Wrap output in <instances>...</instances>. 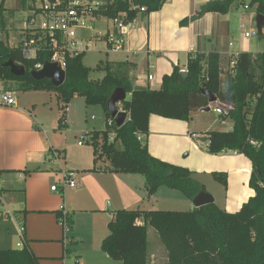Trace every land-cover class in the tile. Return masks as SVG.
Instances as JSON below:
<instances>
[{"label": "trees", "instance_id": "obj_1", "mask_svg": "<svg viewBox=\"0 0 264 264\" xmlns=\"http://www.w3.org/2000/svg\"><path fill=\"white\" fill-rule=\"evenodd\" d=\"M6 1L0 0V30L5 35ZM238 1H211L182 24L208 13L227 14ZM166 2L115 0L98 11L97 16L112 20L125 13V22H134L140 8L151 14L161 10ZM249 6L255 8L257 15L264 16V0H249ZM30 32L24 33L22 38H32ZM34 38L39 43L49 44L47 36L37 34ZM51 55L46 46L36 59L28 60L20 48L9 47L0 39V81L18 83L25 92L54 93L62 109L69 106L75 96H81L87 106L102 107L107 119L110 118L107 104L112 94L117 89L131 94L130 100L122 103V109L130 113V121L121 128L114 126L103 132H90L89 143L94 150L95 164L106 160L113 173L142 175L149 196L161 187L178 191L190 200L205 191L188 169L153 157L144 140L149 134L152 115L188 121L193 113L207 109L210 103L205 91L215 95L223 108L232 107L228 114L220 117L233 122L230 132L207 133L208 153L236 152L252 164L249 185L255 195L237 213H228L215 203L190 212L117 211L108 223L109 235L102 243V250L109 258L121 264H149L148 229L154 228L167 251L168 264H264V53L238 55L235 74L228 73L225 89L221 86L220 55L216 52L191 54L186 67L188 76L183 77L175 67L171 75L163 77L159 90L135 88L128 63L107 62L103 67L104 79L91 81L90 70L83 64L85 54L67 59L66 80L61 87H54L49 80H34L31 72L35 66L49 62ZM9 61L25 67L26 74L12 75L5 66ZM64 122L65 113L59 120L61 126H65ZM110 134L114 135L113 142ZM119 142L121 149L116 147ZM214 177L226 185L224 174L216 173ZM140 220L142 225L138 224ZM0 264L41 263L24 243L21 249L0 250Z\"/></svg>", "mask_w": 264, "mask_h": 264}, {"label": "crops", "instance_id": "obj_2", "mask_svg": "<svg viewBox=\"0 0 264 264\" xmlns=\"http://www.w3.org/2000/svg\"><path fill=\"white\" fill-rule=\"evenodd\" d=\"M211 1L214 0H167L158 12L139 14L129 29L125 50L118 52L126 55V58L111 63L130 64L129 75L135 88L159 90L163 77L171 75L175 67L181 72L187 70L191 54L207 55L216 52L221 57V83L224 77L227 84L229 62L232 57H238L241 53L257 55L251 52V45L248 42L250 38H246L240 31L243 29V14L255 8L244 9L243 6L249 5V0L248 2L239 0L227 14L208 13L199 19L189 21L186 25L182 24L184 20L197 15L202 6ZM149 76L154 77L152 82L148 80ZM225 87L222 86L223 89ZM37 93L38 91L26 92L29 95L18 98L15 107L0 106V184L10 183L11 177L16 180L24 179L26 208L23 207L25 210L21 214L26 231L23 234V241L40 259L41 264H45L44 260L47 258L42 253L41 246L62 242L64 255L70 253L68 250L65 251L63 237L61 240V232L63 234L64 230H61L58 224L59 208L62 204H65L68 211L74 215L82 212L108 215L107 227L113 214L120 210L166 211L164 210L166 208L160 207H168L170 204L183 205L188 202L193 204V200L186 198L182 193L175 195L166 191L165 187L159 188L151 196L145 189L147 199L144 198L140 203L138 187L145 185L138 177L140 175L113 173L110 171V164L103 169L97 168L99 161L95 164L93 147L85 148V144L82 146L77 144L78 153L75 160L68 156L69 163L66 167L72 168L69 171H76L75 169L89 171L77 173V188L70 189L72 192L68 193L67 198L61 196V191H52V186L49 188L48 183L51 179L63 178L65 172L56 153L60 146L53 139L50 140L44 130L46 116L39 112L38 104L35 102L36 97L33 94ZM206 113L208 112H195L188 121L152 115L149 119V134L144 140L153 157L188 169L199 183L201 181L198 177L201 175L212 177L216 173L225 174L228 182L226 201L218 207L234 214L255 195L249 185L252 164L248 158L236 152H223L217 155L208 153L205 139L207 133L213 130L199 121V117ZM64 123L65 126L73 123L72 115L67 117L66 114ZM53 160L57 162V170H54V173L48 169L42 171V167L45 168L47 162L54 163ZM27 171L30 173L26 174ZM43 185L46 186L44 189ZM106 201L108 207L113 206L112 212L105 210V207L103 209ZM101 227L102 221L100 225L95 226L91 234L90 246L83 245L85 251L94 256V264H98L97 261L107 262L102 250L106 235L103 234ZM154 230L148 229L149 264H168L167 251ZM77 237L82 239L80 233H77ZM6 238L5 233L0 231V243L6 241ZM64 255L61 260L64 259Z\"/></svg>", "mask_w": 264, "mask_h": 264}, {"label": "rangeland", "instance_id": "obj_3", "mask_svg": "<svg viewBox=\"0 0 264 264\" xmlns=\"http://www.w3.org/2000/svg\"><path fill=\"white\" fill-rule=\"evenodd\" d=\"M246 2L248 1L246 0ZM5 7L7 11L5 12L4 21L7 32L6 35L2 32L3 34L0 36V39L6 41L9 47H14L15 45L20 44L24 33L30 32L29 26L26 25L29 24L31 17L35 15L33 12L35 8L33 7V2H31V0H7ZM243 17L244 21L242 23L243 29L240 30L241 33L243 35H245V33L255 34L254 37L248 39V42L251 45V52L254 54L263 53L264 33L262 36L258 34L256 26V11L249 10V12L243 14ZM36 20V26L40 27L42 25L43 17L41 15H36ZM89 25H92L94 28L83 31V36L87 39V42L90 43V47L83 57V64L90 70L89 79L91 81H101L106 76V72L103 69L104 65H106L107 62L111 63L124 60L126 55L110 52L103 39L105 35L108 33L113 34L115 31L116 26L112 20L106 18L93 20L88 23V26ZM99 66L102 68L99 69ZM221 84L223 87L226 86V80L224 77ZM10 87L16 92L17 99L21 97L24 98L29 95L20 89L18 83H10ZM33 95L36 97L35 102L38 104L39 112L46 116V125L44 130L47 132L50 140L53 139V141L60 146V148H57L58 150L56 153L62 161L64 172L69 171V169L72 168L66 167L69 163L67 157L69 156L70 159L75 160V156L78 153L77 144L80 138L88 132L104 130L106 128L107 119L104 110L100 106H87L83 97L75 96L69 104L71 112H66L67 117L72 115L73 123H70L68 126H61L59 118L65 113V109H62L57 96L54 93L42 92H38ZM130 98V96H127L126 101H129ZM92 117H95V120H92ZM199 118L200 123H202L205 127L209 126L210 130L219 132H230L233 130V122L231 120L224 121L218 114L212 111L200 116ZM110 141H112V139H110ZM84 147L92 149L90 143H85ZM116 147L118 149L123 148L120 142L116 143ZM55 160H53L54 163L52 164L47 162L46 167H42V171L48 169L54 173V170L56 171L58 167ZM96 166L97 168L103 169L106 166H109V162L101 160ZM75 170L78 171L77 169ZM88 171V169H79L77 173H86ZM138 177L145 182V178L142 175ZM198 178L201 181L198 183L205 189L206 193L213 196L215 204L217 206H222V204L226 201L227 196V176L226 185L220 180H217L214 175L212 177L208 175H201ZM10 180V183L5 182L0 184V187L3 189L0 197V231L5 233L7 237L6 241L0 243V250L19 249L24 247V235H20L18 232L19 228L25 226L21 213L25 210L23 207L26 208V185L24 179L16 180V178L11 177ZM61 184H63V179L56 178L53 180L51 179L48 186L50 188L51 186H60ZM44 187L46 186L43 185V189ZM165 190L170 191V193H174L175 195H180L178 191H173L166 187ZM70 192L72 191L67 189L65 192H62L61 196L67 198L68 193ZM138 194V198L141 200L140 203L144 198L147 199L145 185L138 187ZM167 206L168 207L162 206L160 208H166L164 210L173 212H190L194 210V204H190V202L183 205L170 204ZM104 207L105 210L110 212L113 211V206L108 207L107 201L105 202L103 209ZM62 208H64V212L66 213V230L69 232L65 233V230L62 228V220L60 217H58V224L61 230H64L63 234L61 232V240L63 237L65 251L68 250L70 253L64 255L62 242L48 244V246H41L40 249L43 250L42 253L47 256L44 260L45 264H58V262H63V264H65V262L66 264H94V256L90 252H86L83 245L87 244L90 246L89 240L91 238V234L95 229V226L101 224V221L103 234H105L106 237L109 235L107 227V220L109 219L108 215L90 214L86 212L75 213L74 215V213H70L68 211L65 204H62L59 208L60 212ZM154 231L159 240L157 231ZM77 233H80L82 239L77 237ZM20 244H22L21 247L19 246ZM58 245H60L59 248ZM63 255L64 259L61 260ZM103 255L107 262L104 263L102 261H97L98 264H121L120 262L109 258V256H107L104 252Z\"/></svg>", "mask_w": 264, "mask_h": 264}, {"label": "built area", "instance_id": "obj_4", "mask_svg": "<svg viewBox=\"0 0 264 264\" xmlns=\"http://www.w3.org/2000/svg\"><path fill=\"white\" fill-rule=\"evenodd\" d=\"M115 0H34L33 7L35 8L34 16L31 17L28 25L31 31L32 38L27 39L26 37L21 39L19 45H15L21 49L24 57L28 60H34L38 57V54L45 50L48 46L49 51H51V60L49 63H55L59 65L62 70L66 71L67 59L71 57H77L85 54L90 43L83 36V31L91 30L94 27L92 25L88 26V23L93 20L103 19L97 16V12L106 9ZM131 1V0H130ZM244 9H249V5L243 6ZM140 14L145 13V8L139 9ZM36 15H41L43 17L42 25L40 27L36 26ZM126 14L122 13L117 18L112 19L116 28L113 34L108 33L103 37L107 44L109 51L112 52H122L125 50L127 44V36L130 27L133 22H125ZM264 33V27H263ZM2 31L0 30V36H2ZM37 34L44 37H49V44L39 43L34 38ZM246 38H252L255 34L245 33ZM232 46V44L230 45ZM237 63V56L232 57L229 62L228 73L231 76L235 74V67ZM45 63H38L34 71H40L44 68ZM148 80L152 82L154 80L153 76H149ZM8 81H0V106L2 107H15L17 105L16 92L12 90ZM127 96L131 97V94ZM118 110L127 113L126 122L130 121V113L122 109V103L118 104ZM212 107V104L209 105ZM69 106L65 108L66 112H69ZM202 111H205L202 110ZM212 112L222 116L227 113L225 109L215 108ZM95 120V117H92ZM116 126L115 121L110 117L107 119L106 127L112 128ZM117 127V126H116ZM138 140L141 141V136H137ZM111 142L114 141V135L110 134ZM91 141V136L89 133L84 134L78 141V145L82 146L85 143ZM77 172L67 171L63 174V184L52 186V191L64 192L66 189L77 188ZM2 188L0 187V197L2 195ZM1 203V199H0ZM61 220L62 227L65 233L69 231L66 230V213L64 208L61 210ZM138 223L143 224V221H138ZM25 227L19 228L20 235L25 233Z\"/></svg>", "mask_w": 264, "mask_h": 264}, {"label": "water", "instance_id": "obj_5", "mask_svg": "<svg viewBox=\"0 0 264 264\" xmlns=\"http://www.w3.org/2000/svg\"><path fill=\"white\" fill-rule=\"evenodd\" d=\"M256 26L258 30V34L260 36L263 35V27H264V16L258 14L256 17ZM6 67L10 68V72L12 75L20 77L24 76L26 74V69L23 66L17 65L12 61H9L5 65ZM183 77L188 76L187 71L181 72ZM31 76L36 81H42V80H49L54 87H61L66 80V71L62 70V68L55 64V63H45L44 68L40 71H32ZM206 96L208 97L209 103L212 104V107H208L205 109V112H210L212 109L215 108H221L223 109V106L218 103V99L215 95H212L208 92H204ZM127 93L123 89H117L111 96L110 100L107 104V110L110 115V117L115 121L116 126L118 128H121L127 120V113L121 112L118 110V104L123 103L126 100ZM227 114L229 111L232 110V107H226L224 108ZM205 142V141H204ZM215 203V199L212 195L206 193L204 190L197 195L193 199V204L195 208H202L204 206H208Z\"/></svg>", "mask_w": 264, "mask_h": 264}]
</instances>
